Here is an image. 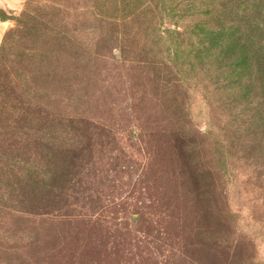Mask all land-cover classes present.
Masks as SVG:
<instances>
[{"label":"rangeland","instance_id":"obj_1","mask_svg":"<svg viewBox=\"0 0 264 264\" xmlns=\"http://www.w3.org/2000/svg\"><path fill=\"white\" fill-rule=\"evenodd\" d=\"M0 21V264H264V0Z\"/></svg>","mask_w":264,"mask_h":264},{"label":"crops","instance_id":"obj_2","mask_svg":"<svg viewBox=\"0 0 264 264\" xmlns=\"http://www.w3.org/2000/svg\"><path fill=\"white\" fill-rule=\"evenodd\" d=\"M0 1H1V0H0ZM5 1H7V2L9 3L11 0H5ZM5 25H6V27L9 26V24H8L7 22L0 21V29H1V30H2V29H6Z\"/></svg>","mask_w":264,"mask_h":264},{"label":"clouds","instance_id":"obj_3","mask_svg":"<svg viewBox=\"0 0 264 264\" xmlns=\"http://www.w3.org/2000/svg\"><path fill=\"white\" fill-rule=\"evenodd\" d=\"M9 6H12V5H9ZM5 27H6V25H5Z\"/></svg>","mask_w":264,"mask_h":264}]
</instances>
